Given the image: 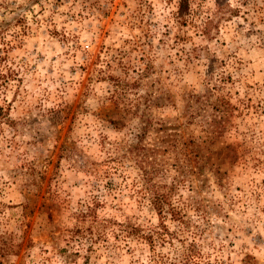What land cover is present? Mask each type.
I'll return each mask as SVG.
<instances>
[{
  "label": "rangeland",
  "instance_id": "rangeland-1",
  "mask_svg": "<svg viewBox=\"0 0 264 264\" xmlns=\"http://www.w3.org/2000/svg\"><path fill=\"white\" fill-rule=\"evenodd\" d=\"M185 1L0 0V264H264V0Z\"/></svg>",
  "mask_w": 264,
  "mask_h": 264
},
{
  "label": "trees",
  "instance_id": "trees-1",
  "mask_svg": "<svg viewBox=\"0 0 264 264\" xmlns=\"http://www.w3.org/2000/svg\"><path fill=\"white\" fill-rule=\"evenodd\" d=\"M181 7L182 9H184L185 11L187 10V2L185 0H181Z\"/></svg>",
  "mask_w": 264,
  "mask_h": 264
},
{
  "label": "built area",
  "instance_id": "built-area-1",
  "mask_svg": "<svg viewBox=\"0 0 264 264\" xmlns=\"http://www.w3.org/2000/svg\"><path fill=\"white\" fill-rule=\"evenodd\" d=\"M86 46V45H85Z\"/></svg>",
  "mask_w": 264,
  "mask_h": 264
}]
</instances>
